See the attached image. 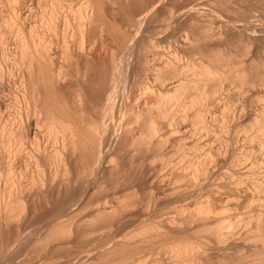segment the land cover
<instances>
[{"label":"bare ground","instance_id":"obj_1","mask_svg":"<svg viewBox=\"0 0 264 264\" xmlns=\"http://www.w3.org/2000/svg\"><path fill=\"white\" fill-rule=\"evenodd\" d=\"M0 1L1 6L5 5L3 8H6V11L2 8L6 15L0 11L4 14L0 15V111L4 109L8 112L0 114V225L19 223L26 217L29 218L33 207L31 200L47 196L51 198L53 193L59 194L63 190L66 193L68 190L65 192V189L71 184H79L78 199L69 197L72 200L62 204L64 207L59 214L56 209L57 214L53 212L44 231L28 239L30 247L70 248L73 233L79 227L83 229L81 226L89 233L94 231L96 225L118 230L116 221L136 206V190H132L136 181L127 178L120 182L116 179L119 165L117 161L120 160L117 156L123 152L125 160L132 157L134 159L138 149L154 142L157 147L154 157H159L164 161L163 164L167 163L169 166V157L173 156L168 154L170 146L167 145L171 141V151L179 153V160H174H178L176 165H170L175 167V170L171 169L174 171L171 179H177L174 187L181 184L177 181L186 182V189L201 186V180L204 181L209 176L211 161H218L219 164L234 162L232 158L238 154L234 156L230 151L231 158L227 157L230 156L228 145L236 142L238 137L229 135L230 129L235 127L231 121L233 118L227 117L232 111V107H228L231 103H224L226 107L223 104L225 109L218 111L222 115L217 113L222 116L219 119L215 115L211 116V105L207 107V102H218V94L221 95L222 92H219L225 87L237 90V95L234 93L235 96L232 97L238 98V93H248L257 84L263 83L264 76L260 75V79L251 78V70L241 62H233L226 53L204 49L214 40L221 41L223 37L221 33L216 37L213 27L203 21L207 12L202 9L199 0ZM119 14L122 16L119 17ZM183 22L188 23L190 31L177 35L172 41H166L167 34ZM241 28L250 33L247 41L249 45L255 38L253 36L257 28L248 20L243 22ZM9 40L16 47L10 50H15L11 54L8 52L10 47H7ZM242 50L246 51V45ZM195 53L199 54L198 59L190 57ZM105 58L109 59L108 63ZM96 62L100 64L101 75L105 72V77H99L92 86V97L87 98L85 86L90 83L88 71L90 64ZM5 78L8 81L13 79L12 83L16 87V91H12L11 86H7L13 92L10 102L3 99L6 86L2 82ZM229 94L227 97L224 94V98L230 100ZM211 103L213 102L209 104ZM260 105H256L255 110L252 109L245 115L247 118L244 119L247 121H244V125V119L240 122L246 137L242 138L247 145L243 147L241 144L245 149L241 148L239 157L249 166V177L245 174L248 172L246 168V177L239 178L243 175L239 171V175H231H235V178L238 175L237 179L230 176L229 181L219 183L222 187L219 189H226L237 199L240 196L237 190L250 185L254 195L245 194L244 198H240L241 201L244 199L243 202L240 199L238 201L242 205L247 203L248 207H252L255 202L254 208L248 212L242 210L244 214L240 210L236 214L234 211L229 212L233 206L231 204L228 205V212L227 209L219 210L218 207H222L216 200H220L217 198L220 195L217 196V191H211L218 189V186L213 185L216 187L212 188L210 184L211 189L206 186L204 192L206 199L202 200L198 195V199L196 197L191 205L188 204L190 206L185 207L183 204L184 207H176V216L160 222H152L153 219L151 222L144 221L133 231L126 233L121 240L110 239L105 251L96 257L98 264H142L143 257L136 258V255L155 245L172 257L170 264H214L211 262L213 257H208L210 254L207 255L208 250L205 246L202 247V243L207 245L206 239L222 243L226 237H230L225 235L228 231L233 232V235L239 229L245 231L242 226H249L253 219L257 220L258 225L256 224L254 231L249 230V240L264 244V102ZM236 110H233L235 115L238 113ZM212 113L214 114V110ZM189 126L193 137H205L204 143L199 139L203 145L200 142L201 146L197 142L190 145L182 142L180 137L190 136V128L187 129ZM133 127L135 128L132 129ZM117 129L121 131L123 138L119 136L122 140L119 138L118 147H115L117 151L112 152V141L116 137L118 139ZM131 130L136 133L133 134ZM217 141L226 145H215ZM168 155L170 156L166 160ZM129 162L127 163L130 164ZM232 164L228 166L231 167ZM229 170L227 169V176L230 175ZM156 171L157 174L160 173L159 170ZM107 172L115 175L111 183L104 181ZM184 184H181L183 188L180 190H183L180 193L186 191ZM248 191L251 192V189ZM238 201L232 209L237 212V207L240 206ZM92 203L96 205L86 219L84 211ZM233 214L236 216L232 217ZM106 219L115 221V225L107 221L109 224H104ZM194 220L198 221V228L193 234L199 235L197 238L200 242L193 243V237L186 238L188 234L186 237L184 234L183 237L172 236L175 231L182 232L176 230L181 227V223L187 224ZM251 226L250 228L254 227ZM80 233L76 231L75 239L81 238L78 237ZM82 234L85 235L83 238L87 233ZM22 241L23 238H19L16 244L20 246ZM199 243L201 245L197 247L196 244ZM245 247L247 248V243ZM254 247L249 250L247 258L257 260L252 264H264V246ZM247 252L246 250V255ZM66 264L92 263L86 256L77 263L68 261ZM151 264L161 263L154 260Z\"/></svg>","mask_w":264,"mask_h":264},{"label":"rangeland","instance_id":"obj_2","mask_svg":"<svg viewBox=\"0 0 264 264\" xmlns=\"http://www.w3.org/2000/svg\"><path fill=\"white\" fill-rule=\"evenodd\" d=\"M176 2H177V0H176ZM199 2L202 4V7H203L202 9H204V11L206 10V12L208 13V14L206 13V16H204V18H203V21L206 22L205 24H208V25L210 24L213 27V32L216 34V37L218 36L219 33H221L222 34L221 36L223 37L221 41L214 40L211 43V45H209V46L207 45L208 46L207 48L205 46L204 49L206 51H214V52L220 51L222 53H226L231 58V60L233 62H241L247 69L251 70V72H250L251 75H249L251 78L260 79V77H259L260 75L263 74V76H264V0H199ZM1 5H2V2L0 4V9L5 7V5L4 6H1ZM136 7H138V6L136 5ZM3 9H4V11H6V8H3ZM3 9L0 10V11H2V13L4 12ZM34 9L36 10L35 5H34ZM126 11H128V10H126ZM2 13H0V15ZM4 13L6 15V12H4ZM2 15H4V14H2ZM121 16H122V14L121 15L119 14V17H121ZM246 20L252 21V23L257 28L256 29L257 32L255 33V36H253L255 38L249 45H247V41H248V35H250V33L243 31V29L241 28V25ZM227 25H228V27H227ZM189 31H190V28H189L188 23L183 22L180 25H177L176 27H174V30L172 29L171 32H169L167 34L166 41H172L175 37H177V35H181V34L183 35L184 32H185L184 34H186ZM8 42L9 43H8L7 47L8 48L10 47L8 52H10V54L14 53L15 50L12 52L10 51L11 49L13 50L16 48L14 42L12 40H9ZM11 42H13V43H11ZM163 45H166V44L164 43ZM244 45H246V51L242 50ZM190 57H194V58L198 59L200 56H199V54L195 53L194 55H190ZM108 60H109L108 58H105L106 63H108ZM97 63L98 62H96V64ZM96 64L91 63L90 64L91 66L89 68L90 71H88V82H90V83L87 82L88 86H85V93L87 95V98H89V96H90V98L92 97L91 95H93L92 93L94 91V88L92 86L95 84V82L98 81L99 77H101L102 79L105 77V72L103 71L102 75H101V71H99V69L101 70V68H99L100 67L99 63H98V66L96 67L97 68V70H96V68H95ZM91 68H95V70L91 69ZM7 81L8 80H6V78H5L2 82V85L6 86L4 88V90H6V92H4V94H3L4 95L3 99L6 101L9 99L12 100V98H11L12 94H13L12 91H16V87H14V84L12 83L13 79L11 81H8V83H7ZM9 84H11V85H9ZM12 84H13V87H12ZM7 86H9V87L11 86L10 89H12V91L10 89L8 90L9 87H7ZM225 89L228 90L227 91L228 93L226 92ZM225 89H223V91L219 92V93H221V92L222 93H221V95L218 94L219 98L216 99V101L218 100V102H216L217 104L214 103L215 102L214 100H212V101L210 100L209 102H207L208 104L206 103L207 104L206 106L208 107L209 105H211L212 108L213 107L216 108L217 111H216V109H210L211 107L209 106V112H211V116L215 115L220 119L222 116L220 117L219 115H217V113L222 115V113H220V112H222L223 109H225V108H223V106L225 105L224 103H226V105L231 103L230 104L231 106L228 105V107H229V109H231L230 107H232V109H231L232 111L229 115H227V117L228 116L231 117V118L228 117V119L233 118L235 120H239V122L237 121L238 123L233 119L231 120L234 122L235 127H232L230 129V133L228 132L229 135L230 134L231 135H233V134L237 135L238 136V137L236 136L237 141L231 142L230 144L228 143L229 144L228 148L226 147L229 150L228 151L229 154H230V151H232L231 154L232 155L234 154V156H236V154H238L236 157L232 158L234 160V162H232L233 164L232 163L231 164L234 166V168H233V166L229 167L231 165L230 163H228L229 161L226 163H221L222 164V166H221V164H219L220 162L215 160L218 163H216V162L214 163V160H213V161H211L212 164L210 162V165H209L211 167H209V176H207L208 178L205 177L204 179H206V180H204V179H203L204 181L201 180V182H203L204 185L200 182L199 186L200 185L201 186L199 188L191 187L190 189H188V188L186 189V187H188L186 182L177 181V183L178 182L181 184L185 183L184 189L186 191H183L180 193L179 191L183 190V189L180 190V188H183L182 187L183 185L177 184L176 185L177 187H174L177 179L175 180V178H174V180H172L174 177L173 176L174 171L171 170V169L175 170V167H171V166L174 164L176 165V163L178 162L179 153L176 154V152L174 150L171 151L172 150L171 149L172 148L171 141H170V144L167 145V147H169V146L171 147V148L169 147L170 149L168 148V150L171 151V152L169 151L168 154H170L173 157L170 158L169 157L170 155L165 157L166 160H168V157H169V159H171L170 161H172V162H170L168 160V162L170 163L171 166L166 165L167 163L163 164L162 163L163 160L159 159V157H156V158L154 157V154L157 150V147H156L154 142L148 143L147 146L138 149L136 151V154H135L136 156H134V159L132 157L133 161H132V159H129L132 162H129L128 158H126L128 161L125 160V157H126V155L124 156L125 153L120 152L122 154V156L120 153H118L120 155L117 157L120 158V160H118V158H117L118 161L116 160L117 164L119 163L118 174L116 175V179L120 182H124L127 178L134 179L136 181L135 186H133V189H132L133 192L136 190V192H135L136 193L135 194L136 206L134 207V209L131 212H128V213L126 212V213L122 214L120 216V218L116 221V225L114 224L115 221L112 222V220H110V219H108V220L106 219L104 221V224H106V225H108L109 223L112 222L115 226H117V228H116V230L118 229L117 231H115V229H111L112 230V232H111V230L109 229L108 226H106L108 228H106V227L104 228L100 225H96L94 227V231H92V232L90 231V233H89L87 231H84V227L81 226L83 229H81L79 227L76 230L78 234L83 230L80 233L81 235L78 236L81 238L75 239V237H77L76 231H75V234L73 233L74 237L72 238L73 242H72V245H70V248H66V249L56 248V247H48V248L33 247L32 248L29 246L28 239L30 237H35V235L37 236L38 234H40L41 232L44 231L45 226H47V224L50 222L49 218L51 220V218H52L51 216H53V212L54 213L57 212L56 209L58 210L57 213L59 214V212L62 211L66 202H68L69 200H72L73 197H74V200L78 199L77 196H79L78 195L79 184L77 185V183H75V184H73L74 186L71 184L72 186L70 185L68 187V189L67 188L65 189V192L68 190L66 193L63 192L64 190L62 191L64 194H62V192H59V194H57L55 192L56 194L53 193L51 195V198H50V196H49V198L47 196V198L46 197L45 198H42V197L39 198L40 200L39 199H34L33 201L31 200V203L33 202L32 203L33 205L30 204V206L32 205L33 207L32 208L30 207L31 211L30 210L29 211L31 212V214L29 213L30 214V215H28L29 218L26 217L27 219H24L25 221L24 220L19 221V223L18 222H16V223L11 222V223L7 224L8 226L6 224L0 225V228L2 226V228L0 229V264H64V263L66 264V262H68V261H70L72 263H77L82 258H84V257L86 258V256H88L90 258V262L92 264L93 263L98 264L99 261L96 259V257L100 253L105 251V249L107 248L106 244L109 243L108 241H110V239H111V241L121 240L122 237L126 233L133 231L140 223H142L144 221L145 222H151V220L153 219L152 222H160V221L167 220L168 218H170L172 216H176V210H177L176 207H178L180 205L183 207H184V205H185V207L190 206L193 203L191 201L195 200L196 197H197V199L199 197H201L202 200L206 199L205 197H207V196L204 192H206L207 188L211 189L210 184H212V188L218 186V189L214 188L211 191L215 192V193L217 191V193H216L217 196L219 194L220 195L219 197H221V198L217 197L220 200H216V202L217 201L219 202L218 205L222 207V208L218 207L219 210L220 209L221 210L227 209L226 211L228 212V209L230 207L228 205L231 204L234 206V204L237 203L238 199H240V198L242 199L243 196L245 197V194H246V196L249 194H250V196L254 195V193H252V192H254V190H252L250 185L246 184V186L248 185L247 187L242 186L245 188H242V187H241L242 189L239 187H238L239 189L237 188L238 189L237 191L239 193L238 195H240L237 199L236 196L230 195V193L226 189L225 190L227 192L224 189L223 190L219 189V187H220L219 183L221 182L220 184H222L223 182L229 181L228 177H230L232 174H238L239 175V171L241 173H243L242 177H239V178H243L245 176L244 173L246 172V168L247 167L249 168V166L247 164L243 163L239 157V153L242 150H244L245 148H243V147H245V145H247L245 143V140H244L246 137L244 136L245 132L243 131L242 126L245 124L244 121H247L246 119H244V118H247V117H245V115L247 116L249 114V111H252V109L255 110L256 105H257V107H258V105L261 106L260 104H263V102H264V100H263V98H264V81L261 84H257L256 87H254L253 91H248V93H247V91L243 92V93H241V92L238 93V94H240V95H238V98L232 97V96L237 95V93H235V92H237V90H234V88H231V87H230L231 90L229 89V87H225ZM7 90L9 93L7 92ZM224 92H226V93H224ZM232 92H233V94H232ZM5 93H6V95H5ZM7 93L9 94L8 97H7V95H8ZM234 93H235V95H234ZM224 94H226V97H227V94L231 95L230 100L227 98H224L225 97ZM241 96H243L244 98ZM245 97H246V99H245ZM256 97H258L259 99L261 98L260 99L261 102ZM5 98H7V99H5ZM233 101H234V103H233ZM9 102H10V100H9ZM210 102H213V103L209 104ZM243 102L246 104H244ZM226 105H225V107H226ZM233 106L236 108H234ZM221 108H222V110H221ZM211 110L212 111L214 110V114L212 113ZM233 110L234 111L236 110L238 112L237 115H235L236 112H234ZM1 111H0L1 115H2V113L5 115V113L7 112V110H4V109ZM218 111H220V112H218ZM232 112H233V114H232ZM234 115H235V117H234ZM242 120H243V123L241 122ZM106 123L108 124L109 121H107ZM238 125H239V127H237ZM134 128L135 127H133L132 129H134ZM189 128H190V126L187 129H189ZM235 129L237 131L240 129L238 132L239 133H240V131L242 132V133H240L241 136H239L238 132L236 133ZM120 132L121 131L119 129L116 130V135H118V139H116L117 138L116 137L115 140L112 141V146L110 147V148H112L111 149L112 152L117 151V148H115V147H118L119 138L122 137ZM190 132L193 133L191 131V128L189 129V135L191 136L192 134ZM132 133L135 134L136 131L134 132V130H133ZM193 135H192V137L189 136V138L186 136L184 138L183 137H180V138H181V140H183L182 142H184L186 145H190V144H192V142L193 143L197 142L199 144V142L201 143V140H199L200 138L203 140L202 143H204L205 137H198V136L193 137ZM195 138L197 141L195 140ZM185 140H186V142H185ZM241 140H243L244 142H242ZM115 142H116V144H115ZM187 143H189V144H187ZM220 143H221L220 141H217V143L215 145H217V144L219 146H221V145L225 146L226 145V144H220ZM201 144H199V145L201 146ZM241 144L243 147L241 146ZM113 147H114V149H113ZM216 147H218V146H216ZM241 148H243V149L241 150ZM166 150H167V148H166ZM226 152H227V150H226ZM228 152L226 155H228ZM224 153H225V151H224ZM231 154H230V156L228 155L227 157L231 158ZM175 155H176V157H175ZM187 156H189V155L187 154ZM121 157L123 159H121ZM165 158H164V160H165ZM176 158L178 159V160H176L177 162L174 161ZM235 159H237V160L239 159L241 163L239 164L238 163L239 160H238V162H237L238 165L237 164L235 165V163L237 161ZM123 160L125 163H123ZM126 161L129 162L130 164H128ZM226 164H227V166H226ZM262 165H264V162L262 163ZM262 165L260 166V168H261L260 171H262V169L264 168V167L262 168ZM226 168L228 170L231 168L229 171H231L233 173L229 172L230 175L227 176L228 171ZM235 168L237 170H234ZM248 168H247L248 172L245 173L246 175H247V173L249 175V169ZM260 168H258V169H260ZM156 170H159L158 172H160L161 174L160 173L157 174ZM145 172L147 175L145 174ZM170 173L172 174V176H170ZM144 174L146 177L144 176ZM148 174L150 176H148ZM155 174H157L158 176L156 177ZM238 175H236V178H235V175H234V177H232L233 175L231 177L234 179H237ZM248 175H247V178L249 177ZM105 176H106V178L104 180L105 183H111L115 179V175H109L108 172L105 173ZM160 176H162V177H160ZM171 177H172V179H171ZM136 183H137V187H136ZM207 184L210 186L208 187ZM213 185H216V186L213 187ZM178 186H180V187L178 188ZM206 186H207V188H206ZM74 187L77 188L78 190L75 189ZM204 187H205V190H204ZM174 188H178V189L175 190ZM220 188H222V187H220ZM247 188L249 190L251 189V192L248 191ZM74 190H77V191H74ZM173 190H175V191L173 192ZM185 192H187V193L185 194ZM177 193L178 194L180 193L181 197ZM65 194H67V195H65ZM198 195H199V197H198ZM202 195H204L203 196L204 198L202 197ZM69 197H72V198L70 199ZM241 199H240V201H241ZM46 200H47V202H46ZM243 200L241 201V203L243 202ZM34 201H35V203H34ZM37 202H39V203H37ZM63 202H65V203H63ZM216 202H215V204H216ZM36 203L38 205H35ZM238 203H240V202L238 201ZM241 203H240L241 207L242 206L243 207L246 206V207H244L242 209H238V208H241L240 206L237 207V210H238V212H237L235 210H232L233 206H231L232 208L230 207L229 212L232 213L234 211L233 213L236 214V213H239V210H240V213L244 214L245 210H247L245 212H248V210L254 208L253 206H255V202L252 204L253 206L251 205L252 207H248L247 203L246 204L244 203L245 205L244 204L242 205ZM62 204H64V205H62ZM188 204H190V205H188ZM61 205H62V208L60 207ZM95 205H96V203H92L91 207L84 211L83 215H84V217L86 216L85 217L86 219H88V214H90V212L92 211V209L94 208ZM223 206H226V207L224 208ZM242 210H244L243 213L241 212ZM234 214L232 215V217L236 216ZM81 215L82 214H80V216ZM106 221L109 223H106ZM20 222H21V224H20ZM197 222H195V220H194L193 222L187 223V224L181 223L180 224L181 227L179 229H176V230L177 231L179 230V232L184 231L185 233L184 232L178 233L175 231L172 236L173 237L175 236V238H177L178 235H181L179 237H183L184 235H185L184 237H186L189 235L186 238L191 239V237H193L194 240L191 239V241H193V243L194 242L197 243L196 241L200 242V240L197 238V237H199V235L196 236L193 234L194 231L197 230V228H198ZM252 222L254 224H251ZM251 223H250V225H252L251 227L254 226L253 227L254 229L250 228V225L249 226H242L243 228L246 229L245 231H247L246 232L247 237H245L246 236V234H244L245 231L244 230L239 231L240 230L239 229L237 233H234L235 235H233V232L231 233L230 231H228V233L225 235H228V236L230 235V237H226L227 238V239H225L226 242L223 241L222 243H219V242L216 243V242L212 241L211 239H206L205 242L207 245H204V243H202L203 244L202 247L205 246L206 250H208L207 255L210 254L208 257H210V258L213 257V259L211 258V262H213L214 264H216V263L220 264V262H221V264H225V262H226V264H252L253 262L257 261L256 259H253L252 257H248L250 260L247 258V256L250 253L249 250L254 249L255 245H256V247L260 248V247H263L264 244H261L258 242L257 243L253 242L252 239L249 240V236H248L249 230L254 231L255 226L258 222H257V220L253 219V221L251 220ZM10 224H11V226H10ZM16 225H18L19 227ZM243 228H241V229H243ZM80 229H81V231H80ZM84 232L87 234H86V237L82 238V236L84 235L82 233H84ZM176 233H178V234H176ZM229 233H231V234H229ZM174 234H176V235H174ZM182 234H184V235H182ZM186 234H188V235H186ZM243 235H244V237H243ZM19 238H23V241L20 244V246L16 244L17 240ZM245 239H247V240H245ZM235 242L238 244H236ZM246 243H247V248L245 247ZM250 243L252 246H250ZM196 245H197V247H199L198 245H201V244L199 243ZM231 245H234V246L232 247ZM236 245H239L240 247L236 246ZM242 245H244V246H242ZM261 245H263V246H261ZM248 246H250L251 248ZM241 247H243V248H241ZM201 248H199V249H201ZM246 250L248 251L247 255H246ZM142 257L144 260V263H142V264H151V262H153L154 260H158L161 264H170L173 261V260L171 261L172 257L166 251H164L163 248H161L158 245H155L153 248H151L148 251L146 250V252L143 251V252H140L136 255V258H142ZM251 259H253L252 262H251ZM224 260H225V262H224ZM124 264H129V263L125 262Z\"/></svg>","mask_w":264,"mask_h":264}]
</instances>
